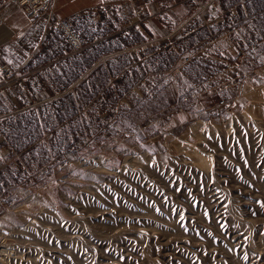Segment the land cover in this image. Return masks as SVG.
<instances>
[{"label": "rangeland", "instance_id": "1", "mask_svg": "<svg viewBox=\"0 0 264 264\" xmlns=\"http://www.w3.org/2000/svg\"><path fill=\"white\" fill-rule=\"evenodd\" d=\"M133 67L62 132L0 135V264H264V109L185 115L176 70L139 86Z\"/></svg>", "mask_w": 264, "mask_h": 264}, {"label": "crops", "instance_id": "2", "mask_svg": "<svg viewBox=\"0 0 264 264\" xmlns=\"http://www.w3.org/2000/svg\"><path fill=\"white\" fill-rule=\"evenodd\" d=\"M56 18L76 24L88 40L86 50L72 54L54 27ZM179 40L196 57L182 70L166 60ZM143 53L157 65L153 75L142 64ZM3 63L18 68L20 79L6 84L0 69L2 136L13 124L30 140L34 133L62 132L70 120L56 118L77 117L96 97L91 85L104 90L123 79L125 69L130 78L133 66L139 86L154 85L158 77L167 81L176 70L185 115L220 119L227 106L232 112L264 109V0H56L53 13L38 19L12 0H0ZM99 70L105 75L100 82ZM84 82L85 90L79 86ZM192 108L197 111L190 114ZM38 141L23 137L20 145L27 149ZM0 143L17 146L8 138Z\"/></svg>", "mask_w": 264, "mask_h": 264}, {"label": "built area", "instance_id": "3", "mask_svg": "<svg viewBox=\"0 0 264 264\" xmlns=\"http://www.w3.org/2000/svg\"><path fill=\"white\" fill-rule=\"evenodd\" d=\"M17 4L31 19H38L46 14H52L56 0H12ZM54 27L58 30L64 42L70 47L72 54L76 55L88 47L89 43L84 33L69 19H58L54 21ZM6 84H11L20 79V72L7 63L0 66ZM224 104V102H221ZM44 173H48L45 171Z\"/></svg>", "mask_w": 264, "mask_h": 264}, {"label": "trees", "instance_id": "4", "mask_svg": "<svg viewBox=\"0 0 264 264\" xmlns=\"http://www.w3.org/2000/svg\"><path fill=\"white\" fill-rule=\"evenodd\" d=\"M93 60H94V59L89 60L87 64H91V63L93 62ZM97 74H98V76L100 77V78H99V82L102 81L101 79L104 78V76H105V75H104V72L101 71V70H99ZM103 86H105V84L99 85V87H101V88H102ZM84 100H85V99H84ZM84 100H82V101H83V102H86V101H84ZM65 105H66L67 107H69L68 103H66ZM109 117H114V115L112 114V116H109ZM62 119H64V118H62Z\"/></svg>", "mask_w": 264, "mask_h": 264}, {"label": "snow or ice", "instance_id": "5", "mask_svg": "<svg viewBox=\"0 0 264 264\" xmlns=\"http://www.w3.org/2000/svg\"><path fill=\"white\" fill-rule=\"evenodd\" d=\"M9 63H11V61H9ZM0 75H2V73H0ZM262 206H264V205H262ZM244 258L247 259V256H245Z\"/></svg>", "mask_w": 264, "mask_h": 264}]
</instances>
